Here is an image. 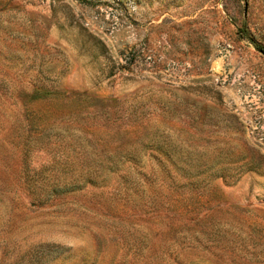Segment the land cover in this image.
Masks as SVG:
<instances>
[{"label": "rangeland", "instance_id": "obj_1", "mask_svg": "<svg viewBox=\"0 0 264 264\" xmlns=\"http://www.w3.org/2000/svg\"><path fill=\"white\" fill-rule=\"evenodd\" d=\"M264 0H0V264H264Z\"/></svg>", "mask_w": 264, "mask_h": 264}, {"label": "trees", "instance_id": "obj_2", "mask_svg": "<svg viewBox=\"0 0 264 264\" xmlns=\"http://www.w3.org/2000/svg\"><path fill=\"white\" fill-rule=\"evenodd\" d=\"M237 34H238L239 38L247 39L251 44H253L255 46L257 51H259L260 53H262L264 55V50L262 48H260L258 46V44H256V41L253 38V36H251V34L247 31L244 22L242 23L241 27L237 28Z\"/></svg>", "mask_w": 264, "mask_h": 264}]
</instances>
